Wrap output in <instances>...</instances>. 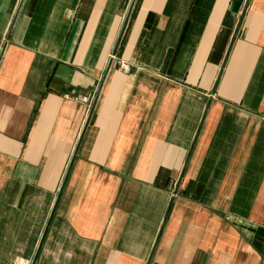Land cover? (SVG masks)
<instances>
[{"label":"crops","instance_id":"crops-1","mask_svg":"<svg viewBox=\"0 0 264 264\" xmlns=\"http://www.w3.org/2000/svg\"><path fill=\"white\" fill-rule=\"evenodd\" d=\"M17 260L264 264V0H0Z\"/></svg>","mask_w":264,"mask_h":264},{"label":"built area","instance_id":"built-area-1","mask_svg":"<svg viewBox=\"0 0 264 264\" xmlns=\"http://www.w3.org/2000/svg\"><path fill=\"white\" fill-rule=\"evenodd\" d=\"M120 68H122L123 70H126L127 69V66L121 64L120 65ZM80 100H83L84 102H89L91 99H90V96H89V97H81ZM12 264H29V262L23 261V260H17V261L12 262Z\"/></svg>","mask_w":264,"mask_h":264},{"label":"rangeland","instance_id":"rangeland-1","mask_svg":"<svg viewBox=\"0 0 264 264\" xmlns=\"http://www.w3.org/2000/svg\"><path fill=\"white\" fill-rule=\"evenodd\" d=\"M85 97H87V96H85ZM90 99H91V97H90Z\"/></svg>","mask_w":264,"mask_h":264}]
</instances>
